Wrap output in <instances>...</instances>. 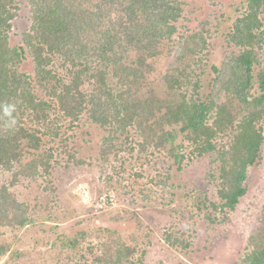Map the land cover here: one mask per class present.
Instances as JSON below:
<instances>
[{
    "label": "rangeland",
    "instance_id": "1",
    "mask_svg": "<svg viewBox=\"0 0 264 264\" xmlns=\"http://www.w3.org/2000/svg\"><path fill=\"white\" fill-rule=\"evenodd\" d=\"M179 1L183 12L176 34L160 46L157 57L147 60L151 69H145L143 77L136 76L141 78L138 99L159 100L147 107L148 118L140 122L141 128L133 122L122 133L115 132L116 125L102 128L86 111L70 122L52 110L51 127L54 131L57 128L58 135L44 136L47 143L38 151L51 152L48 168L39 169L35 179L20 176L12 181L18 163L9 172L0 173V187L10 184L9 192L28 206L30 219L21 228L0 225V243L8 247L0 264H245L243 258L251 250L248 239L264 206V118L256 124L263 135L260 158L247 168L246 194L234 210H213L211 206L221 203V162L216 150L230 143V136L220 135L212 143L216 150L201 156L176 126L172 127L176 130L173 154L169 145L156 147L155 137L147 139L148 143L145 139L159 132L165 116L166 76L179 75L183 82L176 95L201 104L225 101V93H219V73L225 72L224 64L240 51L229 35L235 21L247 11L249 0ZM16 5L8 43L24 47L22 34L31 27L29 0H17ZM259 19L263 31L264 13ZM200 37L205 40L203 49L198 44ZM195 44V52L187 51ZM23 56L17 71L32 78L31 58L27 53ZM54 60V70L61 75L68 66ZM262 69L264 37L253 74ZM32 81L37 96L48 99ZM116 81L115 77L108 81L114 93L123 89ZM80 88L90 90L89 84ZM257 91L254 85L251 93L256 95ZM237 116L233 125L242 118ZM164 130L170 128L165 126ZM106 138H112L113 149L102 155ZM30 158L27 153L24 161ZM56 239L77 240V244L57 255L51 246ZM118 250L126 254L118 256Z\"/></svg>",
    "mask_w": 264,
    "mask_h": 264
},
{
    "label": "trees",
    "instance_id": "2",
    "mask_svg": "<svg viewBox=\"0 0 264 264\" xmlns=\"http://www.w3.org/2000/svg\"><path fill=\"white\" fill-rule=\"evenodd\" d=\"M16 3L17 0H0V105L14 104L12 115L16 121L9 126L8 117L0 111V173L9 172L18 163L12 181L20 176L35 179L39 169L48 168L51 152L38 151L45 147V137L58 135L57 128L54 131L51 127L52 110L70 122L86 111L88 118L102 128L116 125L115 132L122 133L133 122L141 128L140 122L148 118L147 107L159 100L138 99V78L143 77L145 69H151L147 60L157 57L160 46L176 34L183 12L179 0H29L31 27L22 34L24 47H11L7 34L17 16ZM261 7L264 9V0H249L247 11L235 21L229 35L232 45L240 51L224 64L225 72L219 73V93H225V101L219 105L214 101L201 104L176 95L183 82L179 75L166 76L169 89L162 102L166 105L165 116L161 117L159 132L145 139L148 143L147 139L155 137L156 147L169 145L173 154L176 130L172 127L176 126L201 156L216 150L212 143L220 135L231 137L230 143L224 145L226 149L222 146V150H216L222 188L218 191L221 203H212L213 210H234L246 194L247 168L260 158L263 135L256 124L264 118V69L253 74V66L264 37L259 19L264 13L259 12ZM198 44L203 49L205 40L200 37ZM197 48L195 44L187 51L195 52ZM24 53L33 63L32 78L17 71ZM54 59L64 68L68 66L61 75L54 70ZM110 77L117 78L122 91L113 92L108 86ZM32 80L48 99L37 96ZM85 84H89V91L80 88ZM254 85L256 95L251 93ZM238 114L242 118L233 125ZM26 122L31 126H24ZM165 126L170 130H164ZM104 149L102 155L113 149L112 138ZM27 153L31 158L24 161ZM69 156L73 159V155ZM9 185L0 187V225L21 228L30 223L29 208L14 198ZM176 242L177 239L172 243ZM76 244L77 240L56 239L51 246L58 255ZM248 246L251 250L243 262L264 264V206ZM7 251V245L0 243V259ZM125 252L118 250L117 255Z\"/></svg>",
    "mask_w": 264,
    "mask_h": 264
},
{
    "label": "clouds",
    "instance_id": "3",
    "mask_svg": "<svg viewBox=\"0 0 264 264\" xmlns=\"http://www.w3.org/2000/svg\"><path fill=\"white\" fill-rule=\"evenodd\" d=\"M0 111H2L3 115L5 117H8L9 119V126H12L16 123L15 119L13 118V112L15 111V105L14 104H4L0 105Z\"/></svg>",
    "mask_w": 264,
    "mask_h": 264
}]
</instances>
